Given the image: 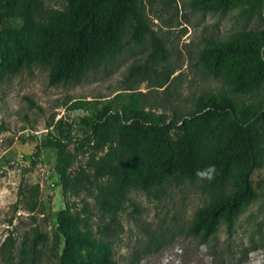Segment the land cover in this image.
Listing matches in <instances>:
<instances>
[{
	"label": "trees",
	"instance_id": "16d2710c",
	"mask_svg": "<svg viewBox=\"0 0 264 264\" xmlns=\"http://www.w3.org/2000/svg\"><path fill=\"white\" fill-rule=\"evenodd\" d=\"M150 0H65L64 7L38 14L32 0H0V79L34 64L49 67L51 85L79 84L95 65L119 54L133 41L149 39L151 57L167 49L151 28ZM198 8L226 11L250 4L264 17V0H191ZM10 20H18L15 25ZM202 55L214 76H222L233 92L264 88V27L238 30L224 39L209 38ZM134 81L109 98L75 99L68 109H81L88 131L72 133L60 117L36 150L52 148L64 207L57 212L62 237L57 264H120L111 242L93 229L115 223L130 189L149 192L166 181H200L209 201L200 206L188 232L208 238L221 222L231 231L237 216L255 198V170L264 167V105L245 103L227 95L200 96L190 117L170 120L148 104L137 85L141 68L132 66ZM160 82L157 86H163ZM214 166L212 179L198 170ZM90 196L96 206L81 194ZM19 201L31 212L43 213L38 184H21ZM45 236L37 232L33 250ZM10 245L13 244L12 240Z\"/></svg>",
	"mask_w": 264,
	"mask_h": 264
},
{
	"label": "rangeland",
	"instance_id": "374dc122",
	"mask_svg": "<svg viewBox=\"0 0 264 264\" xmlns=\"http://www.w3.org/2000/svg\"><path fill=\"white\" fill-rule=\"evenodd\" d=\"M38 14L64 7L65 0H32ZM151 28L162 39L167 54L153 58L149 39L133 41L107 60L93 66L79 84L51 85L49 67L34 64L0 79V264H57L62 237L56 227L57 212L64 207L59 177L54 170L55 150H36L48 124L60 117L72 133L88 131L81 109L69 110L75 99L109 98L134 81L132 66L141 68L137 85L146 102L170 120L190 117L200 96L227 95L245 103L264 105V88L252 93L233 92L222 76H214L202 49L209 38L224 39L238 30L264 27V17L250 4L226 11L198 8L191 0H150ZM18 20H10L15 25ZM165 82L163 86H157ZM38 184L43 213L31 212L19 201L21 184ZM256 198L237 216L231 231L221 222L202 239L187 228L195 211L208 203V189L200 181L169 179L145 192L130 189L115 223L93 229L110 240L120 264H264V167L252 174ZM81 198L91 203L90 196ZM37 232L45 239L30 248ZM13 244L10 245V241Z\"/></svg>",
	"mask_w": 264,
	"mask_h": 264
},
{
	"label": "clouds",
	"instance_id": "9594fccd",
	"mask_svg": "<svg viewBox=\"0 0 264 264\" xmlns=\"http://www.w3.org/2000/svg\"><path fill=\"white\" fill-rule=\"evenodd\" d=\"M215 168L214 166H208V168L204 170H198L197 176L201 179H212L214 174Z\"/></svg>",
	"mask_w": 264,
	"mask_h": 264
}]
</instances>
